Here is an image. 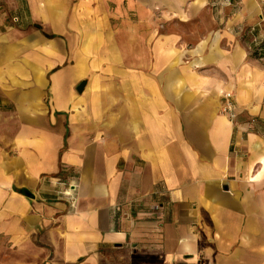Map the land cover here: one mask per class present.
Returning a JSON list of instances; mask_svg holds the SVG:
<instances>
[{
  "label": "crops",
  "instance_id": "0c3cea01",
  "mask_svg": "<svg viewBox=\"0 0 264 264\" xmlns=\"http://www.w3.org/2000/svg\"><path fill=\"white\" fill-rule=\"evenodd\" d=\"M11 3L0 264H264V0Z\"/></svg>",
  "mask_w": 264,
  "mask_h": 264
},
{
  "label": "rangeland",
  "instance_id": "374dc122",
  "mask_svg": "<svg viewBox=\"0 0 264 264\" xmlns=\"http://www.w3.org/2000/svg\"><path fill=\"white\" fill-rule=\"evenodd\" d=\"M37 22L42 24L41 20ZM23 22L18 17L11 0H0V53L3 55L8 54L7 50L12 45H21L24 43V34L28 29L26 25L22 24ZM14 30V31H13ZM23 32L21 34H16L15 31ZM15 59H20V55L14 56ZM69 62H72V58H69ZM4 66V63H2ZM8 104L5 103V97L3 92L0 91V107L5 110ZM10 109V108H9ZM11 120H8V116L0 115V130H3L2 125L9 123Z\"/></svg>",
  "mask_w": 264,
  "mask_h": 264
},
{
  "label": "built area",
  "instance_id": "2783aa9c",
  "mask_svg": "<svg viewBox=\"0 0 264 264\" xmlns=\"http://www.w3.org/2000/svg\"><path fill=\"white\" fill-rule=\"evenodd\" d=\"M223 110L226 113H228L231 119H234L236 117L235 104L232 98L230 97V95H226L225 97V104H224ZM67 193L71 195V191H67Z\"/></svg>",
  "mask_w": 264,
  "mask_h": 264
},
{
  "label": "water",
  "instance_id": "95a60500",
  "mask_svg": "<svg viewBox=\"0 0 264 264\" xmlns=\"http://www.w3.org/2000/svg\"><path fill=\"white\" fill-rule=\"evenodd\" d=\"M85 85H86V81L81 82V84L78 87V91L80 92L83 91Z\"/></svg>",
  "mask_w": 264,
  "mask_h": 264
}]
</instances>
